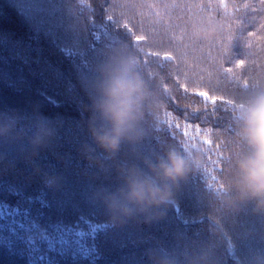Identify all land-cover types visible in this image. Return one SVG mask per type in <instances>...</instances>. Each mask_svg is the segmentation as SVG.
<instances>
[{
    "label": "trees",
    "instance_id": "1",
    "mask_svg": "<svg viewBox=\"0 0 264 264\" xmlns=\"http://www.w3.org/2000/svg\"><path fill=\"white\" fill-rule=\"evenodd\" d=\"M121 46L136 51L162 102L136 150L194 140L208 151L162 217L112 225L91 193L115 182L130 149L101 157L103 169L90 165L80 152V104L94 64ZM258 83L264 0H0V109L38 110L59 124L36 157L41 173L58 177L54 185L22 160L24 140L0 143V264H151L150 251L198 250L215 223L208 189L219 186L222 151L212 134L227 135L230 98ZM223 228L218 264H264V217L243 209Z\"/></svg>",
    "mask_w": 264,
    "mask_h": 264
},
{
    "label": "clouds",
    "instance_id": "2",
    "mask_svg": "<svg viewBox=\"0 0 264 264\" xmlns=\"http://www.w3.org/2000/svg\"><path fill=\"white\" fill-rule=\"evenodd\" d=\"M194 34L199 35V30ZM82 88L85 102L80 111L87 139L80 146L81 155L103 169L101 157L113 161L125 146L130 149L129 157L114 168L115 182L97 186L92 199L112 225L135 218L145 223L159 219L175 205L181 184L204 169L207 146L194 140H158L151 151L136 150L154 125L162 102L132 49L121 46L107 51L82 81ZM228 110L227 135L212 134L222 155L217 169L219 186L208 189L215 220L210 238L196 251H150L151 264H218L215 250L224 233L223 222L243 209L264 217V83L231 97ZM58 126V121L42 117L38 110L25 117L14 109H0V143L24 140L22 160L49 185L58 177L41 173L36 157L51 148ZM4 166L0 156V169Z\"/></svg>",
    "mask_w": 264,
    "mask_h": 264
}]
</instances>
